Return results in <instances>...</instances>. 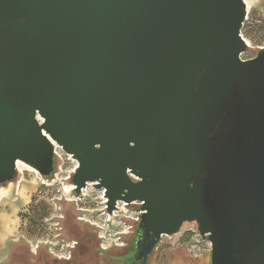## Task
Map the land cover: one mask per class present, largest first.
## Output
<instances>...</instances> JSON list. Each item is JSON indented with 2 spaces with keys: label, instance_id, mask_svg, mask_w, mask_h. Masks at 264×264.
I'll list each match as a JSON object with an SVG mask.
<instances>
[{
  "label": "water",
  "instance_id": "1",
  "mask_svg": "<svg viewBox=\"0 0 264 264\" xmlns=\"http://www.w3.org/2000/svg\"><path fill=\"white\" fill-rule=\"evenodd\" d=\"M245 0H0V195L54 144L112 217L141 202L136 262L195 223L210 264H264V52Z\"/></svg>",
  "mask_w": 264,
  "mask_h": 264
},
{
  "label": "rangeland",
  "instance_id": "2",
  "mask_svg": "<svg viewBox=\"0 0 264 264\" xmlns=\"http://www.w3.org/2000/svg\"><path fill=\"white\" fill-rule=\"evenodd\" d=\"M245 2L248 16L241 35L249 48L243 58L252 56L257 48L264 46V0ZM65 154H62L63 159L56 158L59 177L69 175L76 165V161ZM30 169L19 163L12 190L0 195V259H5L7 254L10 258L12 247L16 249L13 264H53L43 254L36 257L30 252L35 253L38 247H44L48 252L68 258L75 240L73 234L83 237L90 230L88 239L94 235L99 243L84 238L80 251L83 257L77 259V264H103V258L95 253V248L98 246L106 251L121 243V237L135 224L140 210L138 204L127 206L120 203V209L111 217L105 211L107 200L103 191L95 189L92 184L88 186L86 196H76L72 202L59 200L51 188L42 185L43 177ZM78 217L83 219L82 222ZM195 229L194 224L186 223L179 234L164 237L162 245L172 250L181 247L177 253L183 264H210L211 244L208 239L201 240Z\"/></svg>",
  "mask_w": 264,
  "mask_h": 264
},
{
  "label": "flooded vegetation",
  "instance_id": "3",
  "mask_svg": "<svg viewBox=\"0 0 264 264\" xmlns=\"http://www.w3.org/2000/svg\"><path fill=\"white\" fill-rule=\"evenodd\" d=\"M248 16V15H247ZM263 50L264 52V46H261L259 48H257V50L255 51V53L252 56H248L246 58H244L245 60H250V59H254L256 58L260 51ZM56 160V157H55ZM80 222H82V218L78 217ZM142 219V214L139 217V220L135 222L134 226L132 227V230L127 233L124 234L121 238L122 241L120 244L117 245L116 248H110L106 251H103L102 249H100L98 246L95 248V253L98 255H101V257L103 258V264H183L182 259L179 258L178 256V251L181 249V247H179L178 249H169L167 247H164L162 245L163 243V238L164 237H168V236H163L159 242V244L157 245V247L152 251V253L148 256V258L144 261H138L136 262L134 259H132V257L134 256L136 249H137V231H138V227L140 225ZM195 225L196 229L195 231L198 233V227L197 224L192 223ZM68 225V224H67ZM185 225V224H184ZM183 225V226H184ZM182 226V227H183ZM89 229L93 230L91 226L88 227ZM182 229V228H181ZM90 230H87V233L85 236H81L78 235L77 233L73 234L74 238H75V242L76 244L74 245V247L70 250V255L68 258H58L54 252L52 251H47L45 250L44 247H38V249L36 250L35 253L30 252L33 256L36 257H41V254H43L45 256V258L49 259L48 261L53 264H77L79 258L83 257L80 255V251L84 242V238L88 239L89 235H90ZM181 232V230H180ZM96 233V232H95ZM93 235V234H92ZM96 236V235H95ZM89 241H95L97 243H99L98 240H96L94 238V235L92 236V238L90 237L88 239ZM13 246V245H12ZM11 255L10 258L7 256L5 257V259H3V257L0 259V264H3V262H6L4 264H13V256L16 254V249H12L11 247ZM55 255V256H54ZM17 256V255H16ZM178 257V258H177ZM8 258V259H7ZM25 259V257L23 259H21V261L23 262V260ZM176 259V260H175ZM25 264H28V262H24ZM84 264V263H82Z\"/></svg>",
  "mask_w": 264,
  "mask_h": 264
},
{
  "label": "built area",
  "instance_id": "4",
  "mask_svg": "<svg viewBox=\"0 0 264 264\" xmlns=\"http://www.w3.org/2000/svg\"><path fill=\"white\" fill-rule=\"evenodd\" d=\"M54 151H55V155H56V158H59V159H63V156L62 154H65L63 152V150L57 146L56 144H54ZM66 155V154H65ZM69 156V155H68ZM77 167V163L76 165L74 166V169L71 171V173L67 176H64V177H59V174L56 173L54 178L51 179V180H48V179H41L42 181V185L43 186H46V187H49L53 190V193L59 197V200H65V201H69V202H72L76 196L73 195V189L74 187L71 185V176H72V173L74 172V170L76 169ZM91 184H89L88 186H90ZM88 189L85 188L82 190V194L81 196H86V190ZM103 196H104V192H103ZM107 200V199H106ZM107 202V201H106ZM120 203H123V205H127L126 203L124 202H121L119 201L118 204H117V209H120L121 205ZM132 204H138V207H140V210L138 212V216L137 218L135 219L136 221L139 220V217L140 215L142 214L143 211H141V206H142V203L141 202H133ZM131 204V205H132ZM128 206V205H127ZM130 206V205H129ZM116 209V210H117ZM116 210L114 211V213L116 212ZM105 211H107V206L105 208ZM135 221V222H136ZM92 224V223H91ZM195 233H197L195 231ZM199 234V233H197ZM200 237V236H199ZM76 244V242L74 241L73 242V245L72 247H74V245ZM104 248L105 250L107 249V247H102ZM69 255H70V250H69ZM58 258H67V257H64V256H61V255H56ZM69 257V256H68Z\"/></svg>",
  "mask_w": 264,
  "mask_h": 264
},
{
  "label": "trees",
  "instance_id": "5",
  "mask_svg": "<svg viewBox=\"0 0 264 264\" xmlns=\"http://www.w3.org/2000/svg\"><path fill=\"white\" fill-rule=\"evenodd\" d=\"M57 168H58V164L55 165V170H56L55 172H57Z\"/></svg>",
  "mask_w": 264,
  "mask_h": 264
},
{
  "label": "bare ground",
  "instance_id": "6",
  "mask_svg": "<svg viewBox=\"0 0 264 264\" xmlns=\"http://www.w3.org/2000/svg\"><path fill=\"white\" fill-rule=\"evenodd\" d=\"M32 171V169H30ZM25 171V170H24Z\"/></svg>",
  "mask_w": 264,
  "mask_h": 264
}]
</instances>
